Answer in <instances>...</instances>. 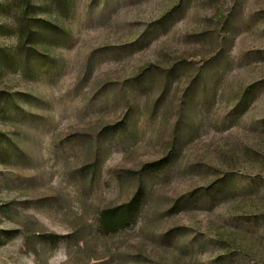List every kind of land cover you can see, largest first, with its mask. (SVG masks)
<instances>
[{
  "label": "rangeland",
  "instance_id": "1",
  "mask_svg": "<svg viewBox=\"0 0 264 264\" xmlns=\"http://www.w3.org/2000/svg\"><path fill=\"white\" fill-rule=\"evenodd\" d=\"M27 1L0 0V264H264V0Z\"/></svg>",
  "mask_w": 264,
  "mask_h": 264
},
{
  "label": "trees",
  "instance_id": "2",
  "mask_svg": "<svg viewBox=\"0 0 264 264\" xmlns=\"http://www.w3.org/2000/svg\"><path fill=\"white\" fill-rule=\"evenodd\" d=\"M27 2H29V0H28ZM29 4H30V3H29Z\"/></svg>",
  "mask_w": 264,
  "mask_h": 264
}]
</instances>
